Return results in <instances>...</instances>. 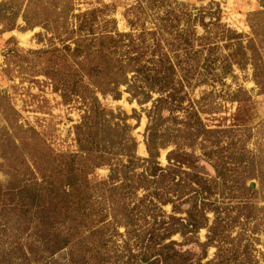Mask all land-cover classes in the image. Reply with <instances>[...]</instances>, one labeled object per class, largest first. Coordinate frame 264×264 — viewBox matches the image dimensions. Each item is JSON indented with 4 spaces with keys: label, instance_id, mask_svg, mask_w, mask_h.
I'll list each match as a JSON object with an SVG mask.
<instances>
[{
    "label": "trees",
    "instance_id": "1",
    "mask_svg": "<svg viewBox=\"0 0 264 264\" xmlns=\"http://www.w3.org/2000/svg\"><path fill=\"white\" fill-rule=\"evenodd\" d=\"M15 2L1 1L0 20L21 15L26 27L41 26L52 34L59 44L33 52L47 60L45 75L51 78L54 90L65 103L81 101L83 114L75 125L78 153L59 155L42 150L35 153L39 163L29 155L14 164L9 151H1L15 174L9 184L0 183V224L35 229L38 243H44L43 250L50 251V257L77 244L72 264H107L112 258L121 264H243L233 259L237 248L227 232L243 224V217L249 219L244 213L251 206L247 196L253 197L255 184L229 182L222 172L225 162L217 156L221 131L203 124L193 102L184 103L186 84L198 68L185 66L190 59H181L192 54L200 42L201 49L195 53L205 55L204 71L219 78L221 84L236 65H253L258 75L256 56L260 57V51L253 39L263 37L258 20H264V10L250 14L252 35H245L223 22V10L215 2L190 11L179 0H137L124 13L128 30L119 28L113 16L115 7L110 5L82 11L75 0H26L16 9ZM152 9L155 12L149 15ZM197 26L204 30L203 35H198ZM220 47L227 50L224 56L204 51ZM123 87L140 105L153 101L145 133L148 157L138 155L129 123L133 116L141 119L137 110V115L130 116L122 110H107L101 102L100 95L121 97ZM155 93L159 96L154 99ZM179 110L189 111V115L185 119L174 115L177 138L183 134L189 146L199 140L211 143V153L205 154L217 174L212 180L198 170L200 158L179 148L177 141L167 154L168 165L159 161L161 149L169 144L164 112ZM212 133L216 140L210 137ZM78 159L98 161L95 168L108 166V179L91 182L89 169ZM221 185L236 195V215L215 197ZM105 202L107 208L96 207L95 203ZM167 205L171 213L164 210ZM109 216L113 221H108ZM205 228L207 240L201 242L197 236ZM176 235L183 241L173 239ZM189 243H195L200 253L183 248ZM212 246L217 252L209 259Z\"/></svg>",
    "mask_w": 264,
    "mask_h": 264
},
{
    "label": "rangeland",
    "instance_id": "2",
    "mask_svg": "<svg viewBox=\"0 0 264 264\" xmlns=\"http://www.w3.org/2000/svg\"><path fill=\"white\" fill-rule=\"evenodd\" d=\"M3 0H0V3ZM26 0H16V9ZM137 0H75L79 10L99 9L103 5L115 7L113 16L118 21L121 30H128L124 13L127 8L135 5ZM149 0H145L148 2ZM188 5L190 11L197 8L208 6L210 3H217L223 10V22L235 31L252 35V28L248 23L250 14L264 10V0H179ZM158 5V4H156ZM78 10V11H79ZM163 11V9H159ZM77 11V12H78ZM154 9L149 11V15L154 13ZM9 17V16H8ZM258 23L262 29V35L254 40L260 57H257L260 70L258 75L255 73L253 65L246 67L234 66L233 70L225 76L224 84L220 83L219 78L212 74H206L203 68L204 59L202 55L195 53L201 49L200 42H197L195 50L189 56H183L182 61L190 62L185 66H194L198 70H193L190 83L186 84L187 96L185 104L193 102L196 110L200 113L203 124L212 130L221 131L218 133L221 141L217 156L223 159L222 165L225 177L231 181H245L248 186L252 183L254 194L248 193L251 198V206L248 204L245 213L249 215L241 219L243 224H237L228 231L229 237L233 240L232 244L237 248V254L233 259L241 261L243 264L248 261H255V264H264V20L259 19ZM149 27L152 24H148ZM259 27V26H258ZM198 35H203L204 30L197 26ZM52 34L43 27H26L20 15L17 19L7 18L0 20V183L9 184L15 171L7 167L1 151H9L14 159V164L21 162L22 159L32 156L37 158L38 152L42 150L54 151L56 154L78 153L79 146L75 134V125L81 120L83 106L81 101L71 99L65 103L60 93L54 90L51 78L45 75L47 60L45 57L34 53L43 48L49 47L52 43L59 44L58 41H51ZM207 43H212L207 41ZM246 43V42H245ZM221 42L219 45H222ZM211 44L210 47H212ZM206 54L224 56L226 49L208 51ZM250 53V52H249ZM216 56H211L212 60ZM175 60V59H174ZM220 68L219 62L216 64ZM220 72L217 71V73ZM181 76L183 71H179ZM258 78V79H256ZM258 80V82H257ZM208 81V83H204ZM122 96L104 97L100 95L101 102L105 109L114 111H125L128 115H137L130 118L129 123L133 126V135L138 142V155L148 157L146 148V128L149 123L148 111L152 108V102L140 105L132 95L122 88ZM210 92V95L207 93ZM159 94H154V99ZM167 105V104H166ZM163 105V106H166ZM191 112V111H190ZM194 112V111H193ZM192 113V112H191ZM189 111L179 110L175 114L164 112V123L166 130V141L169 144L161 149L159 161L162 166L168 165L167 154L176 148L177 141L179 148L199 157L197 164L198 170L203 176L212 180L217 176L215 169L209 160L211 150L210 142L199 140L193 146H189L182 137L176 136L174 131V115L180 119H185ZM194 114V113H193ZM137 117V116H136ZM180 127L184 125L179 124ZM177 135H180L179 132ZM212 133L210 137H214ZM139 138L141 140H139ZM177 139V140H176ZM218 140V138H217ZM141 144L144 145V152H139ZM30 153V154H29ZM211 153V152H210ZM17 154V155H15ZM216 156V153L214 154ZM80 165L89 169V179L93 183L106 180L109 177L110 169L108 166L96 167L98 161L94 159L87 161L78 159ZM247 167V168H246ZM249 168H252L251 171ZM186 170H189L185 167ZM216 187V186H215ZM236 195L224 185L216 191V198L220 200L222 207L231 208L232 215H236L237 206ZM246 197V196H245ZM96 207H106L108 203ZM107 208V207H106ZM167 213H171L170 205L164 207ZM240 210V209H239ZM106 211V210H105ZM111 210L109 212L111 214ZM114 212V211H113ZM121 216L120 214H118ZM211 223L213 221L212 214ZM108 221H113V217H107ZM119 231L125 232L123 226H118ZM208 230L202 229L197 237L201 242L207 240ZM76 239V238H75ZM120 245L123 244L118 238ZM173 239L182 242L183 238L176 235ZM37 240L35 229L24 228L23 225L15 227H4L0 224V264H72L71 259L79 250L77 244L69 245L50 257V251L43 250L44 243ZM29 248L32 252H29ZM184 249L192 254H199L200 248L195 243L186 244ZM217 252L216 247H210L209 259H212ZM232 258V256H231ZM116 258L107 259V264H121Z\"/></svg>",
    "mask_w": 264,
    "mask_h": 264
},
{
    "label": "bare ground",
    "instance_id": "3",
    "mask_svg": "<svg viewBox=\"0 0 264 264\" xmlns=\"http://www.w3.org/2000/svg\"><path fill=\"white\" fill-rule=\"evenodd\" d=\"M139 140H141L140 138H139ZM144 145L143 144H141V146H140V148H139V152H141V151H143L144 150ZM144 152V151H143Z\"/></svg>",
    "mask_w": 264,
    "mask_h": 264
}]
</instances>
